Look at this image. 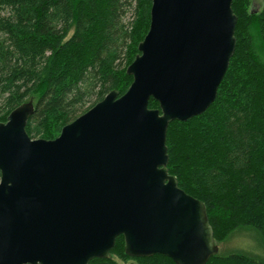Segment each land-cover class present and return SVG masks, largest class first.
I'll return each instance as SVG.
<instances>
[{
	"label": "water",
	"instance_id": "water-1",
	"mask_svg": "<svg viewBox=\"0 0 264 264\" xmlns=\"http://www.w3.org/2000/svg\"><path fill=\"white\" fill-rule=\"evenodd\" d=\"M233 0H152L150 28L111 90L53 139L32 138L30 101L0 122V264H89L218 253L204 202L168 169L167 131L215 101L236 48ZM159 108H151V99Z\"/></svg>",
	"mask_w": 264,
	"mask_h": 264
},
{
	"label": "trees",
	"instance_id": "trees-1",
	"mask_svg": "<svg viewBox=\"0 0 264 264\" xmlns=\"http://www.w3.org/2000/svg\"><path fill=\"white\" fill-rule=\"evenodd\" d=\"M250 5L233 0L236 48L215 101L167 131L169 172L204 202L219 247L206 264H264V5ZM151 7L152 0H0V122L32 101L28 134L53 139L111 90L125 93ZM243 230L255 248L219 246ZM89 264L177 263L160 253L132 257L120 235L109 258Z\"/></svg>",
	"mask_w": 264,
	"mask_h": 264
},
{
	"label": "rangeland",
	"instance_id": "rangeland-1",
	"mask_svg": "<svg viewBox=\"0 0 264 264\" xmlns=\"http://www.w3.org/2000/svg\"><path fill=\"white\" fill-rule=\"evenodd\" d=\"M263 5L264 0H251V11L259 12L263 8ZM250 236L251 233L247 230L239 231L234 234L230 240L226 241V243H219V246H221L224 251L255 248L258 245L257 241Z\"/></svg>",
	"mask_w": 264,
	"mask_h": 264
}]
</instances>
